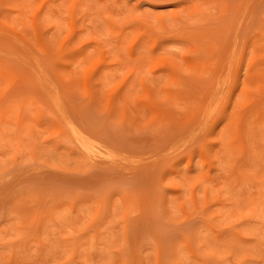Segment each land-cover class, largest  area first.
Returning <instances> with one entry per match:
<instances>
[{"label": "rangeland", "instance_id": "rangeland-1", "mask_svg": "<svg viewBox=\"0 0 264 264\" xmlns=\"http://www.w3.org/2000/svg\"><path fill=\"white\" fill-rule=\"evenodd\" d=\"M0 264H264V0H0Z\"/></svg>", "mask_w": 264, "mask_h": 264}, {"label": "bare ground", "instance_id": "bare-ground-1", "mask_svg": "<svg viewBox=\"0 0 264 264\" xmlns=\"http://www.w3.org/2000/svg\"><path fill=\"white\" fill-rule=\"evenodd\" d=\"M212 87L215 89H213V91L211 92V98H216L217 95H219L220 89L223 88V85L221 87H220V85H218L217 87L213 85ZM80 147L82 148V151L86 152L87 155L90 157H92V156L97 157L99 155H105L104 151L94 147L92 144L84 142L83 140H80ZM106 156L110 157V158L113 157V156H111V154H107ZM111 159H113V158H111Z\"/></svg>", "mask_w": 264, "mask_h": 264}]
</instances>
